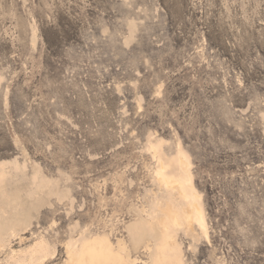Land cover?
Masks as SVG:
<instances>
[{
  "label": "rangeland",
  "instance_id": "374dc122",
  "mask_svg": "<svg viewBox=\"0 0 264 264\" xmlns=\"http://www.w3.org/2000/svg\"><path fill=\"white\" fill-rule=\"evenodd\" d=\"M0 264H264V0H0Z\"/></svg>",
  "mask_w": 264,
  "mask_h": 264
},
{
  "label": "bare ground",
  "instance_id": "6f19581e",
  "mask_svg": "<svg viewBox=\"0 0 264 264\" xmlns=\"http://www.w3.org/2000/svg\"><path fill=\"white\" fill-rule=\"evenodd\" d=\"M180 165L183 169L186 168V162L184 158H180ZM159 184H163L164 186H168L171 187L173 189H177V193L182 197V198H186V195L184 193V190L182 188V185L174 180H167L164 175L161 174V172H156L155 174ZM165 217L167 218V220L169 221V223L174 227V228H178L179 226L181 227L184 226V229H192L193 226H197L202 232L203 234L208 237V230L206 227V223L204 222L202 213L198 207V205L195 203V201L193 200L191 203H188L186 205V207L182 208L181 212H180V218H181V222L178 221V218L176 217V214L171 210V208L169 206H167L164 210H163ZM161 225L163 228H166L164 225V221H161ZM179 229V228H178ZM119 249L123 250L124 247L122 245V243L119 241ZM69 256V260L74 262V253L70 252L68 254Z\"/></svg>",
  "mask_w": 264,
  "mask_h": 264
}]
</instances>
